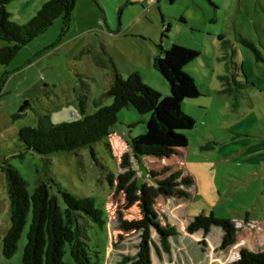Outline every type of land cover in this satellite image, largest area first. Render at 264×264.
Listing matches in <instances>:
<instances>
[{
  "label": "rangeland",
  "instance_id": "374dc122",
  "mask_svg": "<svg viewBox=\"0 0 264 264\" xmlns=\"http://www.w3.org/2000/svg\"><path fill=\"white\" fill-rule=\"evenodd\" d=\"M47 1H11V22L27 24ZM174 44L200 53L184 69L200 96L181 105L196 127L181 132L188 141L182 156L144 161L149 169L171 168L159 181L180 171L182 178H192L194 189L159 186L144 176L129 144L146 132L150 115L132 109L122 110L108 139L93 146L99 165L89 148L49 157L25 151L18 132L37 127L41 117L47 115L57 125L82 119L81 104L85 115L111 105L107 92L113 67L120 68L123 77L137 72L145 85L169 96L168 83L155 69V56L157 46L168 49ZM12 45L0 40V48ZM2 78L0 264H24L29 227L18 251L6 258L2 240L11 215L5 163L20 171L29 194L51 175L76 199L90 198L104 209L106 228L88 218L80 220V227L91 254L105 256V264L137 263L142 232L122 230L120 219L139 221L147 209L156 215L153 226L172 235L167 252L152 227L154 264H229L243 249L252 251L240 246L243 226L236 243L225 250L221 227H212L209 234H190L188 228L197 216L211 212L235 224L246 219L264 224V0H76L70 26L55 21L7 66H0ZM162 85L168 87L167 95ZM26 101L29 106L14 118ZM107 141L112 153L105 147ZM131 169L140 191L128 200L129 185L116 193L117 182L112 189L107 177ZM262 242L260 235L257 244ZM66 261L76 264L69 257Z\"/></svg>",
  "mask_w": 264,
  "mask_h": 264
},
{
  "label": "trees",
  "instance_id": "16d2710c",
  "mask_svg": "<svg viewBox=\"0 0 264 264\" xmlns=\"http://www.w3.org/2000/svg\"><path fill=\"white\" fill-rule=\"evenodd\" d=\"M11 1L13 0H0V40L13 44L0 48V66H7L23 47L44 34L55 21L61 19L65 28L70 26L76 5V0H49L27 24L18 25L11 22L7 11ZM156 49L155 69L168 83L169 96L162 97L158 91L145 85L137 72L123 77L113 67V79L107 92L113 100L111 105L100 108L92 115H85L84 104H81L82 119L57 125L51 123L49 116L41 117L37 127H24L18 132V140L25 151L49 157L62 152L73 154L82 148H89L92 159L99 165L93 146L108 139L122 110L132 109L141 115H150L146 122V132L131 139L129 144L144 176L159 186L171 189L180 186L190 188L194 183L192 178H182L180 171L159 181L158 178L169 173L171 168L165 166L161 170L149 169L144 158L169 159L180 155L181 150L187 147V138L181 132L193 130L196 121L182 111L181 105L185 100L198 98L200 92L194 79L184 69L200 53L175 44L168 49L159 45ZM5 80L6 78L0 79V84L4 85ZM28 106L26 101L14 118H18ZM105 147L112 153L109 141L105 143ZM5 165L11 215L10 227L2 240V253L6 258H11L18 251L19 242L29 224L22 252L24 264H69L66 261L68 257L76 264H105V256L99 252L91 254L80 227V220L88 218L94 225L106 228L104 209L97 208L90 198L76 199L51 175L47 181L41 180L33 193L29 194L28 183L20 171L8 163ZM135 176L136 171L131 169L118 176L110 172L107 179L112 189L117 182L116 193L129 185L126 195L131 200L140 191ZM52 186L55 187V192L52 191ZM154 218L155 213L147 209L145 216L139 221L120 219L122 230L142 232L136 264H154L151 253L152 227L158 231V227L153 226ZM214 226L221 227L224 232L221 250L236 243L239 233L236 224L230 219H217L212 212L197 216L188 232L193 234L203 231L209 234ZM171 230L175 229L172 227ZM157 234L164 249L170 252L169 238L172 235L161 231ZM229 264H264V250L252 252L243 249L238 260Z\"/></svg>",
  "mask_w": 264,
  "mask_h": 264
},
{
  "label": "crops",
  "instance_id": "0c3cea01",
  "mask_svg": "<svg viewBox=\"0 0 264 264\" xmlns=\"http://www.w3.org/2000/svg\"><path fill=\"white\" fill-rule=\"evenodd\" d=\"M118 26H119V28H117V30L119 31L121 24ZM117 71L121 74L120 68H118ZM110 84H111V82H110ZM161 90L164 91L165 94L168 93V87H165L162 85ZM182 151L183 150H181V153L179 156L183 155ZM191 188L194 189V183H193V186ZM236 226L238 227L239 231L242 230V228H240L239 226L244 227L243 232H242L243 243H241V245H240L242 247V249L249 247L252 250V252H261L264 250V244H263L264 243V224H262L261 222L258 223V222H253L249 219H246V221H244L243 224L242 223H239V224L236 223ZM259 232H262L263 234H260ZM260 235H261V238L263 239L262 245L257 244V238H259ZM250 244H252V246H250Z\"/></svg>",
  "mask_w": 264,
  "mask_h": 264
}]
</instances>
